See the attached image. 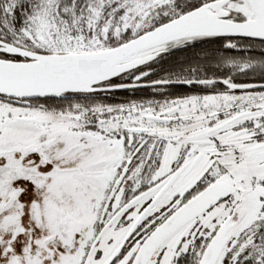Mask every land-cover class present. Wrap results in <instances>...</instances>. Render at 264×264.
Instances as JSON below:
<instances>
[{
  "label": "snow or ice",
  "instance_id": "snow-or-ice-1",
  "mask_svg": "<svg viewBox=\"0 0 264 264\" xmlns=\"http://www.w3.org/2000/svg\"><path fill=\"white\" fill-rule=\"evenodd\" d=\"M0 264H264V0H0Z\"/></svg>",
  "mask_w": 264,
  "mask_h": 264
}]
</instances>
